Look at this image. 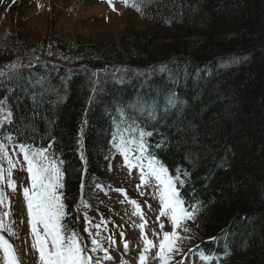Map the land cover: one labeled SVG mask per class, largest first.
Listing matches in <instances>:
<instances>
[{"label":"trees","instance_id":"trees-1","mask_svg":"<svg viewBox=\"0 0 264 264\" xmlns=\"http://www.w3.org/2000/svg\"><path fill=\"white\" fill-rule=\"evenodd\" d=\"M12 1L0 0V69L11 74L7 66L17 64L20 77H0L14 89L0 87L14 106L15 126L5 127L19 134L15 143L52 144L70 227L78 229L77 204L93 203L110 184L124 108L153 133L149 151L170 174L190 173L178 187L200 211L182 252L196 247L213 264H264V0H154L138 13L150 30L93 43L33 42ZM173 92L178 106L168 108ZM221 229L223 237L205 242Z\"/></svg>","mask_w":264,"mask_h":264},{"label":"snow or ice","instance_id":"snow-or-ice-1","mask_svg":"<svg viewBox=\"0 0 264 264\" xmlns=\"http://www.w3.org/2000/svg\"><path fill=\"white\" fill-rule=\"evenodd\" d=\"M112 5V0H108ZM126 7L134 9L137 13L146 14L151 10L154 0H122ZM113 9L115 10V6ZM11 74L0 69V77H5L7 81L16 80L20 77L17 70V64L7 66ZM39 83V81L37 82ZM7 91H13L7 83L0 85ZM11 97L7 94L0 96V253L3 254V264H21L18 250L10 238L17 233L13 228L14 220H11V200L8 197L5 187L16 191V181L12 179L13 170L20 163L9 154L8 144H12V150L17 148L23 155V161L26 165V171L30 178V186L23 187V196L26 202L27 215L30 224V234L32 236L31 247L36 250L39 256V264H101L99 258L94 257V253L103 251L105 259L111 260L108 249L101 242L100 232L93 233L89 227H84L83 231L87 238L77 229L70 227L66 217L70 216L68 206L65 204L66 196L62 189L64 188V172L62 170L63 161L59 160L55 151L52 150V144L49 143L42 147H36L26 142L15 143L20 137L17 133L14 136L6 125L15 126L13 104ZM36 97L33 96L35 101ZM168 108L178 106V97L170 93L167 97ZM143 107V105H138ZM147 110V109H145ZM153 119L156 118L155 111L150 113ZM119 119L127 125L121 129L120 124H116V131L113 133V146L123 155L124 161L129 169L138 168L140 170L141 184H148L151 179L156 181L158 189V199L160 204L157 220L165 217L170 221L172 230L164 231V223L158 224L159 232L153 235L158 237V244L149 239L144 229L148 224L140 205L135 201H130L135 206L134 215H139L141 223L137 225L143 235V251L139 255L140 264H147V254L153 249L158 248L156 259L158 264H171L175 255L182 252L181 245L184 238L180 235L178 229L182 228L184 222L195 219L200 208L196 204H187L181 196L178 185L185 183L181 177L190 179V173L177 169L179 175L170 174L165 165L149 151L148 137L153 133L139 126L136 120H131L124 108L119 110ZM131 120L129 123L128 121ZM87 121H85V124ZM83 132V127L81 128ZM7 142V143H6ZM162 148L161 143L155 145ZM83 159V154H81ZM3 162L7 163L4 168ZM117 191H123L117 189ZM82 203V202H81ZM81 204H77L79 210ZM84 207H88L86 204ZM151 208V205H149ZM85 220L92 228L99 229L100 224L92 225L91 220L85 213ZM184 231H188L184 228ZM3 233H7L6 237ZM123 235V233H121ZM89 240L90 245L89 246ZM108 242L114 243L111 236L107 237ZM124 248H128L127 242Z\"/></svg>","mask_w":264,"mask_h":264},{"label":"rangeland","instance_id":"rangeland-1","mask_svg":"<svg viewBox=\"0 0 264 264\" xmlns=\"http://www.w3.org/2000/svg\"><path fill=\"white\" fill-rule=\"evenodd\" d=\"M115 6V10L113 6ZM13 0L11 3V14L16 21L23 24L24 33L35 43L50 42L53 37L65 40L81 38L86 42H119L122 38L134 32L150 30V25L143 22L139 14L132 8L126 7L122 0ZM11 24V23H10ZM13 28V25H12ZM9 154L20 161L17 168L13 170L12 179L16 181V191L5 187V191L11 200V220H14L13 228L17 235L9 237L10 242L18 250L21 264H39V256L31 247L32 236L27 215L26 202L23 196V187L30 186V178L26 171L23 155L19 150L10 148ZM4 168L7 163L3 162ZM140 170L129 169L119 152L113 161L110 187L106 191H99L97 199L93 203H81L79 210H74L77 219V228L86 238L84 227H89L85 220V213L91 223L104 226V234L111 236L114 243H109L108 255L111 260L105 259V253L101 251L103 261L101 264H140L139 255L143 251V235L147 234L158 244V237L154 232H159L158 224L163 222L164 231H171L172 226L165 217L157 216L160 209L158 189L156 181L151 179L148 184H141ZM122 189L123 191H117ZM135 200L141 207L148 224L144 233L137 226L142 221L139 215H134L135 206L130 201ZM151 205V208H149ZM184 222L182 228L178 229L184 238L181 248L186 246L197 231L188 223ZM187 228L188 231H184ZM95 233V231H93ZM123 233V235H121ZM8 237L7 233H3ZM192 234V235H191ZM129 243L124 248V243ZM122 244V245H120ZM153 248L148 254L147 264H158L156 252ZM100 254V255H101ZM179 254L175 255L178 256ZM187 255L185 260L190 261ZM195 264L197 259L194 258ZM0 264H3V254L0 253Z\"/></svg>","mask_w":264,"mask_h":264},{"label":"bare ground","instance_id":"bare-ground-1","mask_svg":"<svg viewBox=\"0 0 264 264\" xmlns=\"http://www.w3.org/2000/svg\"><path fill=\"white\" fill-rule=\"evenodd\" d=\"M144 102H146V104L149 103L148 101H144ZM144 104H145V103H144ZM142 105H143V104H142ZM113 161H114V159H113ZM113 161H112V164H110L111 171H112V168H113ZM188 222H189V221H188ZM225 232H227V230H225V229H221V230L218 231L217 236H216L215 238H213V239H207V240H205V242L210 243V242H212L213 240L216 241L220 236L223 237V235L226 234ZM221 256H222L223 259L228 257V256H226V254H222Z\"/></svg>","mask_w":264,"mask_h":264}]
</instances>
